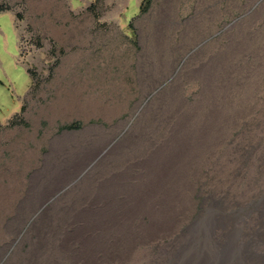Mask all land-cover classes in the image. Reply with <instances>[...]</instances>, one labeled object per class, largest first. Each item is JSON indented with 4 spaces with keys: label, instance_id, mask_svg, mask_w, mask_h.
Instances as JSON below:
<instances>
[{
    "label": "rangeland",
    "instance_id": "1",
    "mask_svg": "<svg viewBox=\"0 0 264 264\" xmlns=\"http://www.w3.org/2000/svg\"><path fill=\"white\" fill-rule=\"evenodd\" d=\"M97 212L98 264H264V0H0V264Z\"/></svg>",
    "mask_w": 264,
    "mask_h": 264
},
{
    "label": "bare ground",
    "instance_id": "2",
    "mask_svg": "<svg viewBox=\"0 0 264 264\" xmlns=\"http://www.w3.org/2000/svg\"><path fill=\"white\" fill-rule=\"evenodd\" d=\"M200 136V135H199ZM218 142V141H217ZM196 147V146H195ZM179 150V149H178ZM165 153V152H164ZM169 158V157H168ZM158 159V158H157ZM170 159V158H169ZM165 162V161H164ZM163 163V162H162ZM173 163V162H172ZM167 166V165H166ZM148 167V166H147ZM162 168H165V167H162ZM162 168L160 169V170H162ZM143 169V168H142ZM163 171H165V170H163ZM151 172V171H150ZM166 174V173H165ZM136 176V175H135ZM153 176V175H152ZM168 176V175H167ZM180 177V176H179ZM141 178V177H140ZM164 179V178H163ZM133 180V179H132ZM180 181V180H179ZM146 182V181H145ZM167 182V181H166ZM181 182V181H180ZM192 185V184H191ZM124 186V185H123ZM129 186V185H128ZM146 187V186H145ZM148 187V186H147ZM118 188V187H117ZM126 188V187H125ZM134 188H135V186H134ZM142 188H144L143 186H142ZM141 188V189H142ZM150 188V187H149ZM152 188V187H151ZM158 188V187H157ZM107 189V188H106ZM139 189V188H138ZM141 189H139V190H141ZM194 189V188H193ZM131 190H132V188H131ZM145 190V189H144ZM136 191V190H135ZM146 192H148V190L146 191ZM146 192H145V194H146ZM184 192V191H183ZM134 193L132 192V195H133ZM145 194H143V195H145ZM161 194V193H160ZM131 195V194H130ZM139 195V194H138ZM185 195V194H184ZM108 197V196H107ZM137 197V196H136ZM145 197V196H144ZM149 197V196H148ZM177 197V196H176ZM132 198V197H131ZM184 198V197H183ZM106 199V198H105ZM140 198L138 197V200H139ZM145 199V198H144ZM98 200V199H97ZM128 200V199H127ZM132 200V199H131ZM142 200V199H141ZM164 200H167V199H164ZM145 201V200H144ZM90 202V201H89ZM121 202V201H120ZM134 202V201H133ZM133 202H131L130 203V206H131V204L133 203ZM137 202V201H136ZM142 202V201H141ZM148 202V201H147ZM189 202V201H188ZM144 203V202H143ZM175 203V202H174ZM183 203H185V202H183ZM96 204H98V203H96ZM106 204V203H105ZM108 204V203H107ZM135 204V203H134ZM152 204V203H151ZM150 204V205H151ZM161 204V203H160ZM167 204V203H166ZM112 205V204H111ZM137 205V204H136ZM143 205V204H142ZM141 206V205H140ZM167 206V205H166ZM102 207V206H101ZM114 207V206H113ZM128 207H129V205H128ZM135 207V206H134ZM143 206H141L140 208H142ZM104 208V207H103ZM125 209V207H122V209ZM127 208V207H126ZM167 208V207H166ZM189 208V207H188ZM98 209V208H97ZM121 209V208H120ZM145 210V209H144ZM187 210V209H186ZM86 211V210H85ZM90 211V210H89ZM102 211V210H101ZM119 211V210H118ZM118 211H116V212H118ZM121 211V210H120ZM123 211V210H122ZM140 211V209H139V207L138 208H135V209H130V217H127V219H131L133 222H135L136 220L137 221H139L138 220V217H137V215L136 214H138V212ZM159 211H161L160 209H159ZM91 213V212H90ZM120 213V212H119ZM124 213V212H123ZM161 213H162V211H161ZM63 214V213H62ZM118 214V213H117ZM116 214V215H117ZM121 214V213H120ZM126 214V213H125ZM124 214V215H125ZM166 214V213H165ZM91 215V214H90ZM115 215V216H116ZM119 215V214H118ZM142 215V214H141ZM166 215H168V214H166ZM96 216V215H95ZM98 216V217H97ZM97 220H95L96 222H93V223H95L93 226H95L96 224V228H94V229H91L90 228V226L88 225V223H89V221L86 219L85 221H84V225H82V227L81 228H83V229H81V230H79L76 234H74L72 237H71V235H69L70 236V238H66V245L67 246H69V244H70V242H79L80 244H81V248H79L77 251V253L75 254L76 255V258L78 259V261H80V263L81 262H92V264L93 263H99V258L100 257H98L97 256V254H98V252H96L95 250H94V247L93 246H95L96 244H99V240L98 239H102L103 240V238L107 235V232H105V230L104 229H102V226H106L108 223H109V219L107 218L106 219V217H104V215L103 214H98V212H97ZM163 216V215H162ZM170 216H172V215H170ZM80 217V216H79ZM85 217H86V215H85ZM91 217V216H90ZM151 217V216H150ZM166 217V216H165ZM165 217H163V218H165ZM88 218V217H87ZM93 218V217H92ZM102 218H105V219H102ZM157 218H159V217H157ZM168 218V217H167ZM176 218V217H175ZM111 219V218H110ZM161 219V218H160ZM160 219H159V221H160ZM155 220V219H154ZM163 220V222L164 221H166V220H164V219H162ZM167 220H169V219H167ZM171 220V219H170ZM93 221V220H92ZM116 221V223H117V221L118 220H115ZM124 221V220H123ZM107 222V223H106ZM171 222V221H170ZM114 223V222H113ZM157 223V222H156ZM160 223V222H159ZM133 224V223H132ZM69 225V224H68ZM81 225V224H80ZM111 225V224H110ZM116 225V224H115ZM152 225V224H151ZM154 226H155V224H154ZM160 226V225H159ZM139 227H141V226H139ZM151 227H153V226H151ZM156 227V226H155ZM165 227V226H164ZM80 228V227H79ZM147 228V227H146ZM162 228V227H161ZM59 229V228H58ZM142 229V228H141ZM107 230V229H106ZM145 230V229H144ZM149 231H151L150 229H148ZM157 230V229H156ZM174 230V229H173ZM122 231V230H121ZM168 231V230H167ZM68 232V231H67ZM147 232V231H146ZM152 232V231H151ZM157 232H158V230H157ZM156 232V233H157ZM162 232V231H161ZM52 233V232H51ZM72 233V232H71ZM122 233V232H121ZM142 233V232H141ZM140 233V234H141ZM153 233V232H152ZM159 233V232H158ZM48 234V233H47ZM73 234V233H72ZM109 234V233H108ZM144 234V233H143ZM148 234V233H147ZM146 234V235H147ZM68 235V234H67ZM114 235V234H113ZM116 235V234H115ZM137 235V234H136ZM149 235V234H148ZM150 235H151V233H150ZM156 235V234H155ZM104 236V237H103ZM134 237L135 235L133 234V232L132 233H130V237ZM139 236V235H138ZM153 236V235H152ZM157 236V235H156ZM103 237V238H102ZM126 237V236H125ZM137 237V236H136ZM146 237V236H145ZM151 237V236H150ZM116 238V237H115ZM114 238V239H115ZM157 238H158V236H157ZM148 239V238H147ZM155 239H156V237H155ZM154 239V240H155ZM101 240V241H102ZM119 240V239H118ZM131 240H132V238H131ZM148 240H150V239H148ZM154 240H150V241H154ZM132 241H134V240H132ZM131 241V242H132ZM145 241V240H144ZM155 241H157V240H155ZM114 242V241H113ZM135 243V242H134ZM156 243V242H155ZM74 244V243H73ZM157 244V243H156ZM72 245V244H71ZM131 245V244H130ZM129 246V245H128ZM113 247V246H112ZM100 250H101V248H100ZM98 251H99V249H98ZM121 251V250H120ZM140 251V250H139ZM76 252V251H75ZM101 253H102V251H101ZM136 254V253H135ZM106 255V254H105ZM119 255V254H118ZM115 256V255H114ZM123 256V255H122ZM113 257V256H112ZM118 257V256H117ZM75 258V259H76ZM121 258V257H120ZM108 259V258H107ZM117 259H119V258H117ZM90 260V261H89ZM103 260V259H102ZM111 260H112V258H111ZM116 260V259H115ZM101 261V260H100ZM108 261V260H107ZM102 262V261H101ZM115 263V262H114ZM84 264V263H83ZM90 264V263H89ZM112 264H113V262H112Z\"/></svg>",
    "mask_w": 264,
    "mask_h": 264
}]
</instances>
